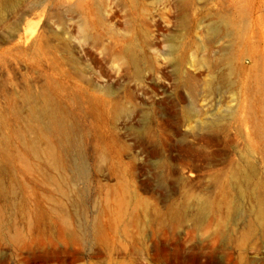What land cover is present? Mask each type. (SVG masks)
<instances>
[{"label": "rangeland", "instance_id": "374dc122", "mask_svg": "<svg viewBox=\"0 0 264 264\" xmlns=\"http://www.w3.org/2000/svg\"><path fill=\"white\" fill-rule=\"evenodd\" d=\"M0 264H264V0H0Z\"/></svg>", "mask_w": 264, "mask_h": 264}, {"label": "bare ground", "instance_id": "6f19581e", "mask_svg": "<svg viewBox=\"0 0 264 264\" xmlns=\"http://www.w3.org/2000/svg\"><path fill=\"white\" fill-rule=\"evenodd\" d=\"M85 92L88 94L87 101L80 103L78 108L81 107V110H84L85 103H87L85 114L99 113L100 109L96 102H101L102 99L88 90H84L82 95ZM76 102L78 104V101ZM104 103L107 105L106 101ZM30 114L37 122L38 127L36 138L25 141V147L35 155L42 157L46 164H49L61 175L63 180L67 179L68 171L73 174L74 178H85L87 165L82 154L81 138L62 109L50 98L44 96L39 106L30 108ZM94 149L102 156L101 162H105L106 159L103 155L105 147L95 145ZM18 158V160L22 159V157ZM49 182L55 184V177H49Z\"/></svg>", "mask_w": 264, "mask_h": 264}]
</instances>
